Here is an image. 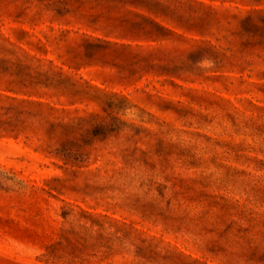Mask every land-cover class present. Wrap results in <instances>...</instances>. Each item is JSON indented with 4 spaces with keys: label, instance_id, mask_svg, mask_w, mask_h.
I'll return each instance as SVG.
<instances>
[{
    "label": "rangeland",
    "instance_id": "obj_1",
    "mask_svg": "<svg viewBox=\"0 0 264 264\" xmlns=\"http://www.w3.org/2000/svg\"><path fill=\"white\" fill-rule=\"evenodd\" d=\"M0 264H264V0H0Z\"/></svg>",
    "mask_w": 264,
    "mask_h": 264
}]
</instances>
